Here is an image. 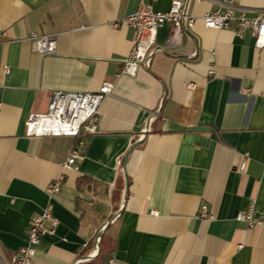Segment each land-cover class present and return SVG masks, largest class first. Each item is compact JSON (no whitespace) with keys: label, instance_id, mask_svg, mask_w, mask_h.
<instances>
[{"label":"crops","instance_id":"1","mask_svg":"<svg viewBox=\"0 0 264 264\" xmlns=\"http://www.w3.org/2000/svg\"><path fill=\"white\" fill-rule=\"evenodd\" d=\"M139 1L152 0H0V252L24 246L50 203L58 225L31 264L94 260L103 228L99 264H264V226L235 219L251 200L264 206V46L233 25L205 27L200 16L228 0H188L196 20L181 44L166 45L164 24L148 66L121 74L134 30L113 24ZM232 1L236 15L264 12V0ZM32 33L55 36L56 52L32 51ZM106 81L113 92L76 168L64 167L74 138L26 135L51 91Z\"/></svg>","mask_w":264,"mask_h":264},{"label":"built area","instance_id":"2","mask_svg":"<svg viewBox=\"0 0 264 264\" xmlns=\"http://www.w3.org/2000/svg\"><path fill=\"white\" fill-rule=\"evenodd\" d=\"M152 1H139L133 13L113 24L128 26L134 30L132 47L128 56L122 61L121 74L133 76L141 64L148 66L151 55L161 49L155 46L156 33L161 26L171 25L166 45L176 47L181 44L184 33L195 23L196 17L187 11L188 0H171L167 11L154 10ZM235 7L234 2L228 0L222 9L205 12L200 18L207 28L222 29L233 25L236 35L249 33L254 38V46L262 48L264 12L248 17L241 9L236 15ZM28 40L32 51L43 55H52L56 52V40L53 35L32 33ZM113 87V82L106 81L95 91H51L46 111L32 112L27 116L24 122L26 135L74 138V144L69 150L64 167L76 168L77 162L83 158L86 138L98 130L100 105L105 97L112 94ZM244 168L245 159L238 170L243 171ZM62 178L60 176L49 182L46 191L48 193L58 191ZM200 215L206 219L211 218L205 206L201 207ZM235 219L244 222L249 228L264 226V206L258 207L255 200H251L244 209L237 212ZM57 225L58 219L53 214L52 205L48 203L40 213L30 218L26 229V244L10 258H6L0 252V263L31 264L41 237L53 233Z\"/></svg>","mask_w":264,"mask_h":264},{"label":"trees","instance_id":"3","mask_svg":"<svg viewBox=\"0 0 264 264\" xmlns=\"http://www.w3.org/2000/svg\"><path fill=\"white\" fill-rule=\"evenodd\" d=\"M101 238V237H100ZM100 241H99V245H100V250H99V253H98V255H97V257L94 259V260H87V261H81V262H79V263H77V264H99V259L101 258V256L103 255V251H102V246H101V239H99ZM88 249H89V247H88ZM88 249H86L85 251H84V253L86 252L87 253V251H89Z\"/></svg>","mask_w":264,"mask_h":264},{"label":"water","instance_id":"4","mask_svg":"<svg viewBox=\"0 0 264 264\" xmlns=\"http://www.w3.org/2000/svg\"><path fill=\"white\" fill-rule=\"evenodd\" d=\"M109 223V222H108ZM107 223V224H108ZM107 224H106V226H107ZM105 226V227H106ZM104 230V228L103 229H101L99 232H98V236H97V240H96V243H97V252L99 251V246H98V240L100 239V237H101V234H102V231ZM91 257H93L92 255H87V256H83L82 258H81V260H88V259H90Z\"/></svg>","mask_w":264,"mask_h":264}]
</instances>
